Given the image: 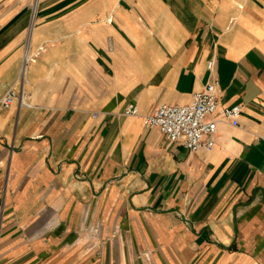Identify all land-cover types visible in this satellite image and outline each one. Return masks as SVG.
<instances>
[{
    "label": "crops",
    "instance_id": "0c3cea01",
    "mask_svg": "<svg viewBox=\"0 0 264 264\" xmlns=\"http://www.w3.org/2000/svg\"><path fill=\"white\" fill-rule=\"evenodd\" d=\"M31 5L0 0V97ZM28 51V106L0 109V264H264V0H39ZM211 79L241 111L210 150L145 125Z\"/></svg>",
    "mask_w": 264,
    "mask_h": 264
},
{
    "label": "built area",
    "instance_id": "2783aa9c",
    "mask_svg": "<svg viewBox=\"0 0 264 264\" xmlns=\"http://www.w3.org/2000/svg\"><path fill=\"white\" fill-rule=\"evenodd\" d=\"M39 0H33L30 9V21L27 28L24 51L21 59L18 88L11 85L0 97V109H7L13 104L27 107V93L24 89L26 66L32 59L28 51V42L34 26V18L38 10ZM214 60L207 62V69L212 71ZM240 105L224 106L218 99V82L208 80L202 90L193 94L187 104L161 103L155 109L143 116L146 126L157 128L168 142H180L190 152L210 150L214 145L213 135L219 122L231 126L239 125ZM135 104H128L122 114L138 115Z\"/></svg>",
    "mask_w": 264,
    "mask_h": 264
},
{
    "label": "water",
    "instance_id": "95a60500",
    "mask_svg": "<svg viewBox=\"0 0 264 264\" xmlns=\"http://www.w3.org/2000/svg\"><path fill=\"white\" fill-rule=\"evenodd\" d=\"M179 216L181 217V219H182L183 221H186V219H185V217H184V215H183L182 213L179 212Z\"/></svg>",
    "mask_w": 264,
    "mask_h": 264
},
{
    "label": "rangeland",
    "instance_id": "374dc122",
    "mask_svg": "<svg viewBox=\"0 0 264 264\" xmlns=\"http://www.w3.org/2000/svg\"><path fill=\"white\" fill-rule=\"evenodd\" d=\"M33 1V0H32Z\"/></svg>",
    "mask_w": 264,
    "mask_h": 264
}]
</instances>
